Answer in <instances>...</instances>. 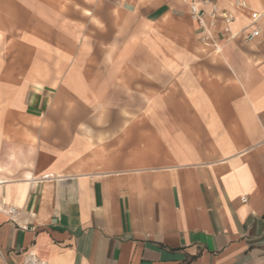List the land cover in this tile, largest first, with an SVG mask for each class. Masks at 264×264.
Here are the masks:
<instances>
[{
  "label": "crops",
  "instance_id": "obj_1",
  "mask_svg": "<svg viewBox=\"0 0 264 264\" xmlns=\"http://www.w3.org/2000/svg\"><path fill=\"white\" fill-rule=\"evenodd\" d=\"M119 1L106 33L31 39L0 102V264H264V14L206 45L187 3Z\"/></svg>",
  "mask_w": 264,
  "mask_h": 264
},
{
  "label": "rangeland",
  "instance_id": "obj_2",
  "mask_svg": "<svg viewBox=\"0 0 264 264\" xmlns=\"http://www.w3.org/2000/svg\"><path fill=\"white\" fill-rule=\"evenodd\" d=\"M117 6H122V2L119 0H0V74H3L0 75V102L8 101L13 109L19 102L21 87L26 83L13 81V76L18 74L21 68L22 71L28 69L26 64H28V45L31 39L51 42L53 37L65 36L69 32L71 36L72 34L77 36L75 32L78 27L84 26L87 27L86 39H89L93 34L88 29L94 22L93 15L95 16L97 12L101 16L98 29H101V33H106L114 23L111 11H117L119 21L127 22L131 19L129 15L118 11ZM99 32L96 31L94 35L97 36ZM101 33L99 39L104 35ZM61 53L55 51V55L59 57ZM58 62L57 58L52 64ZM50 67L52 69L56 66L48 65L44 68L49 71ZM16 78L20 79L19 76Z\"/></svg>",
  "mask_w": 264,
  "mask_h": 264
},
{
  "label": "built area",
  "instance_id": "obj_3",
  "mask_svg": "<svg viewBox=\"0 0 264 264\" xmlns=\"http://www.w3.org/2000/svg\"><path fill=\"white\" fill-rule=\"evenodd\" d=\"M225 7L220 8L216 3L210 0H183L188 4L191 18L197 21L200 39L206 45L211 41L212 35L210 28L215 25L218 18L224 23L223 31L229 34V37H235L237 34L231 31V24L234 21L233 11H241L247 15L248 27L251 30L244 35L243 40L246 42L254 41L261 34V19L263 11L253 9L248 0H222ZM203 6H209L208 11ZM230 8V9H228ZM241 201H246V197H241ZM8 213H15V208L10 207ZM20 264H54L39 257L35 252L28 251Z\"/></svg>",
  "mask_w": 264,
  "mask_h": 264
},
{
  "label": "bare ground",
  "instance_id": "obj_4",
  "mask_svg": "<svg viewBox=\"0 0 264 264\" xmlns=\"http://www.w3.org/2000/svg\"><path fill=\"white\" fill-rule=\"evenodd\" d=\"M193 19V18H192ZM13 154H12V152L11 153H9V157L11 158V156H12ZM8 163V160L3 164V165H5L6 166V164ZM1 165H0V169H1ZM0 182H2V180L0 179Z\"/></svg>",
  "mask_w": 264,
  "mask_h": 264
}]
</instances>
